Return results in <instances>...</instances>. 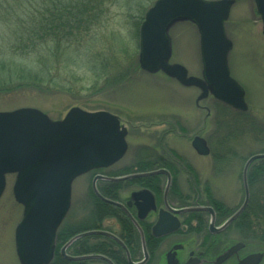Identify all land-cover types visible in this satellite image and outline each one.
<instances>
[{"label": "rangeland", "instance_id": "1", "mask_svg": "<svg viewBox=\"0 0 264 264\" xmlns=\"http://www.w3.org/2000/svg\"><path fill=\"white\" fill-rule=\"evenodd\" d=\"M153 1L105 0L94 11L100 13L88 24L90 31L74 37L77 41L66 46L59 43L56 49L50 41L41 42L35 54H40L42 68L51 69L48 90L24 87L0 93V110L35 107L54 120L61 119L72 106L114 113L128 129L127 151L118 166L143 165L152 161L151 156L168 151L182 166H195L206 177L213 173L218 196L229 201L230 207H237L243 198L244 161L250 154L264 151V35L254 2L235 0L225 22L226 35L232 41L228 54L230 75L244 88L248 106L246 111H239L211 96L200 101L198 107L197 88L182 86L160 72L151 74L136 67L138 28ZM14 11L13 4L0 5L3 56L10 53L8 46L15 39L26 38L16 17L26 16L27 11L18 6V13ZM38 18L42 19L39 13L35 20L39 21ZM169 35L170 62L180 63L189 74L199 76L201 63L195 26L190 22L176 23ZM194 135L206 139L208 155H199L192 148L190 141ZM212 167L217 170L211 171ZM13 181L14 175L6 176L0 197V264H19L13 237L22 207L13 198ZM232 236L235 242L242 239L250 244L242 251L245 253L264 245L263 238L259 240L261 236L244 240V233L236 227Z\"/></svg>", "mask_w": 264, "mask_h": 264}, {"label": "water", "instance_id": "2", "mask_svg": "<svg viewBox=\"0 0 264 264\" xmlns=\"http://www.w3.org/2000/svg\"><path fill=\"white\" fill-rule=\"evenodd\" d=\"M234 2L155 0L145 11L138 29L139 69L151 74L162 72L182 86L197 88L196 105L210 95L235 110L246 111L245 91L230 75L228 66L232 41L226 35L225 22ZM253 2L264 35V0ZM179 22H190L196 28L201 62L199 76L189 74L180 63L170 62L169 30ZM126 134L118 117L106 110L88 111L72 106L56 120L35 107L0 110V196L6 175L14 174L12 194L22 206L21 219L14 229L19 264L51 261L56 230L69 207L72 180L92 168L118 161L127 149ZM191 146L199 155L209 153L206 140L199 135L193 136ZM262 158L264 152L245 160L241 170L243 201L221 227L232 222L247 205V171L252 162ZM178 225L176 219L168 225L160 217L154 234L173 231ZM242 245L235 243L214 264L222 262ZM263 257V252H253L236 264H260ZM165 259L166 264H177L172 251L165 254ZM184 264L196 263L188 260Z\"/></svg>", "mask_w": 264, "mask_h": 264}, {"label": "flooded vegetation", "instance_id": "3", "mask_svg": "<svg viewBox=\"0 0 264 264\" xmlns=\"http://www.w3.org/2000/svg\"><path fill=\"white\" fill-rule=\"evenodd\" d=\"M151 159L152 164L160 163L118 166L119 159L72 180L69 207L55 234L53 258L58 256L60 264H166L165 254L172 251L177 264L188 260L214 264L235 244V219L221 226L240 203L232 208L229 201L218 196L213 173L206 177L195 166H182L168 151ZM165 162L171 166H165ZM248 206L249 202L237 218L249 211ZM160 217L165 224L176 219L179 225L156 235L154 227ZM241 227L244 240L262 239L261 232L252 230L249 221ZM240 241L243 246L219 264H235L263 248L245 253L242 251L250 244Z\"/></svg>", "mask_w": 264, "mask_h": 264}, {"label": "trees", "instance_id": "4", "mask_svg": "<svg viewBox=\"0 0 264 264\" xmlns=\"http://www.w3.org/2000/svg\"><path fill=\"white\" fill-rule=\"evenodd\" d=\"M104 1L0 0V5L13 4L14 14L18 13L17 6L22 11L23 9L27 11L26 16L16 17L26 38L18 37L8 46L10 53L5 56L0 55V93H9L24 87L38 91L48 90L51 84L49 78L51 69L42 68L40 54H35L36 48L41 42L50 41L55 44L53 48L56 49L59 43L64 46L69 45L74 37H81L80 33L82 36L86 35L90 31L88 24L98 18L96 15L100 13L94 11L100 8ZM38 13L42 19L38 18L39 21H36L35 16ZM48 49L50 50V47ZM147 162L150 164L151 161ZM164 164L171 166L168 162ZM247 180L250 193L249 211L243 212L233 224L243 232L242 224L249 221L252 230L256 228L257 232H261L264 242V158L255 160L250 165ZM66 237L67 235L62 239ZM58 259L61 260L58 256L53 258L49 264H60Z\"/></svg>", "mask_w": 264, "mask_h": 264}]
</instances>
